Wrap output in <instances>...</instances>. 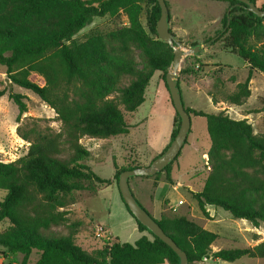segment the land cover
<instances>
[{"label": "trees", "instance_id": "trees-1", "mask_svg": "<svg viewBox=\"0 0 264 264\" xmlns=\"http://www.w3.org/2000/svg\"><path fill=\"white\" fill-rule=\"evenodd\" d=\"M252 1L264 10V0ZM225 2L229 4V26L226 13L222 30L204 42L214 45L222 41V48L242 58L249 72L243 82L236 75L224 80L234 85L224 100L218 97L216 84L217 91L206 92L215 105L223 101L242 106L252 95L253 75L264 74V17H257L237 1ZM122 15L127 19L124 26L108 32L97 28L82 42L76 40L95 18ZM160 16L157 0H0V65L13 85L36 94L61 122L60 130L42 128L40 123L50 119L24 117L28 112L26 96L9 94L18 108L17 135L29 148L16 161H0V190L6 192L0 201V224L9 222L0 230V248L21 254V264H29L33 252L40 255L33 264H179L177 254L137 222L122 198L138 230L151 238L145 235L133 244L104 240L102 250L90 253L77 244L81 222H70L78 193L95 192L112 183L118 186L123 171L142 166L131 162L119 168L114 163L113 179H103L89 166L91 152L81 140L129 134L132 126L127 114L144 104L153 76L160 73L166 85L174 52L158 37ZM134 49L140 51L142 69L136 67ZM33 73L44 78V86L30 79ZM5 94L0 90V100ZM186 112L206 119L211 140L205 186L192 194L201 213L210 219L208 207L214 206L258 229L264 225V132L256 134L247 119L235 120L226 113L208 114L191 108ZM175 113L178 122L170 143L181 124ZM174 162L154 178L165 174L172 183ZM155 220L187 254L189 264L211 258L226 262L244 257L264 259V241L213 253L218 234L186 216L162 214ZM60 226L68 228L67 234H45Z\"/></svg>", "mask_w": 264, "mask_h": 264}, {"label": "rangeland", "instance_id": "rangeland-1", "mask_svg": "<svg viewBox=\"0 0 264 264\" xmlns=\"http://www.w3.org/2000/svg\"><path fill=\"white\" fill-rule=\"evenodd\" d=\"M143 23L145 24V17H143ZM125 24H127V19L123 15L114 19L95 18L92 24L84 28L77 35L76 40L82 42L97 28H101L104 32H108L118 26H124ZM203 27L208 28L209 26L205 25ZM181 43L185 51L194 47L191 46L192 44L188 46L187 44L184 45L183 42ZM204 43L202 45H204ZM134 60L136 67L142 69L143 62L139 50L134 49ZM214 61L232 66L236 70L224 69L222 65L220 67L214 62L201 61L198 59V55L190 54L184 57L181 63L180 83L185 81V84H188L190 87L192 84V77L189 78L190 75H197V77L195 76L197 85L208 92L217 91L216 86L218 85V91L220 90L218 92V97L224 100L225 96L234 89V85L230 86L229 84H225L226 82L224 80L236 75L239 81H245L248 72L247 69H245L247 63L238 55L222 52H218ZM7 78L9 79L6 68L0 65V90L6 91L5 96L0 100V161L4 163L13 162L24 157L29 148V143L25 142L17 135V126L19 125L16 122L18 108L9 98L11 92L26 96L25 102L28 107V112L24 117L50 119V122H41V127L50 126L55 130H60L61 128V122L55 120L56 113L53 109L41 101V99L30 90L23 89L16 85H13V88L10 89L5 82ZM30 79L40 86L45 85L44 78L36 73H33ZM250 89L252 97L243 105L249 109L248 113H250V120H248V122H251L250 124H252L255 133L260 134L264 132V74L255 73L253 75L250 82ZM181 92L183 103H185L184 99L188 97L194 103L197 110L204 111L208 114L226 113L233 119H244V114L240 113L242 108L233 107L230 108L228 112H224L225 107H220L212 103L211 99L204 92H186L184 88H181ZM226 105L228 104L226 103ZM127 117L131 119L130 121L134 126L129 135L110 140L91 139L87 137L81 140L82 144L91 152L89 164L102 178L106 179L112 177L115 173L113 162L122 165V158L124 156H126L130 162L141 164L139 162L141 156L137 157L135 155L138 149L140 152H147L148 155H155V151L159 148L164 135L171 128L173 117L174 125L175 122H178L170 93L160 73H156L151 80L146 93V102H144L133 115L127 114ZM191 124L192 132L190 140L194 141V149L185 154L183 159L179 161V167H177L174 172V177L180 183H184V185L174 189L169 182L163 179L157 182L156 185L152 183L144 184V193L152 196L154 204L158 209H161L163 205L165 206L168 201L172 207H175L180 200H183L185 205L177 207L176 214H172V212H170V214L172 216L185 214L190 220L194 221L205 230L218 234L219 238L213 245L214 251L223 249H243L249 246H255L256 241H264L263 224L258 229L254 228L248 221L236 220L229 212L221 208H218L217 213H213V217H210V219L205 218L201 213L197 203L188 191L187 186L192 188L191 172L195 166H203L206 160V153L211 147V141L205 118L192 116ZM130 151H134V154H129ZM143 165H147V163L144 162ZM202 169L201 167L199 170L201 171ZM142 178L143 177H133L132 180L138 181ZM81 194L82 193L77 194V202L71 206V210L74 213L70 216L71 223L76 221L81 222V225L77 229L76 237L79 246L90 253L102 250L105 247V239L97 236V230L100 225L103 226L105 224L108 225L111 229V233L118 237L121 242L135 243L139 237L138 232L137 230L133 231L130 225L123 223L124 218L122 213L123 215L126 214L127 209L121 200L117 184L113 185V187H105L99 197L82 203V206L80 199ZM5 196L6 192L0 190V201H2ZM104 201L111 203L112 215L110 217V222H107L109 220L107 219V211L103 210L101 207ZM87 209L89 210L88 216L85 214L86 212H84V210ZM154 217L158 219L159 215ZM8 226L9 222L5 221L0 224V230ZM67 229L66 227L60 226L52 228L45 232V234L62 236L67 234ZM146 234L148 233L146 232ZM148 236L150 235L148 234ZM111 241H115L112 236ZM39 257L40 255L37 252H33L29 258V264L35 263ZM22 260L23 256L21 254L13 255L4 248H0V264H21ZM208 262L212 264H264V259L244 257L236 262H226L211 258L200 264H208Z\"/></svg>", "mask_w": 264, "mask_h": 264}, {"label": "crops", "instance_id": "crops-1", "mask_svg": "<svg viewBox=\"0 0 264 264\" xmlns=\"http://www.w3.org/2000/svg\"><path fill=\"white\" fill-rule=\"evenodd\" d=\"M165 2L167 4L168 10H169L170 31L172 32V34L175 36V38L178 41L183 42L184 45L187 44L188 46H190L193 43H198V44L202 45L205 40H207L208 38L214 37L219 31L222 30V19H223L224 15L229 11V4L225 1H218V0H165ZM101 19H105V18H101ZM205 25L209 26V27L208 28L203 27ZM222 45H223V42L220 41V42L215 43L214 45H210L208 48L203 49L200 52V54H198V59H200L201 61H207V62H212V63L214 62L218 65L227 66L228 69H230V70H236L232 66L220 64V63L214 61L218 52L230 53V52L224 50L222 48ZM230 54H232V53H230ZM245 69H247V71L249 72L248 64H247V66H245ZM248 72H247V76H248ZM195 76L197 77V75H190V77H189V78L192 77V84L190 85V87L188 86V84L187 85L185 84V81H182L180 83V87L184 88L186 92H192V91L193 92H204L211 99V97L207 94V92L202 87L197 85V80L195 79L196 78ZM198 81H200V80H198ZM184 101H185L184 104H185L186 108H191V109L197 110L194 103L188 97L186 99H184ZM211 101H212V99H211ZM216 105L217 106L219 105L220 107H225L224 112H228L229 109L233 108V107L242 108L240 113L244 114L243 118L250 120L249 119L250 113H248L249 109L246 108L245 105H242V106H234V105H230V104L226 105V103L223 101L217 103ZM197 111H200V110H197ZM131 126H132L131 129H132L134 127L132 125V123H131ZM131 129H130V131H131ZM173 130H174V117L172 120L171 128L164 135L163 140H162L159 148L155 151V155H148L147 152L146 153L140 152L139 149H138V151L135 152L136 153L135 155L137 157L141 156V159L139 160V162L142 164V166L150 165L151 162L155 158H157L158 156H160L164 152V150L167 148V146L170 143L171 134H172ZM191 130H192V124H191ZM191 130H190V133H189V136L187 139V144L184 145V147L182 148L181 154L178 157V160L176 162H174V164H173V168H172V172H171V177H172L173 182L172 183L169 182V184L171 186H173L174 189H177L178 187H182L184 185V183H180L174 177V172H175V169L177 167H179V161L181 159H183L185 154H187L189 151L194 149V141L190 140V135L192 132ZM129 134H130V132H129ZM129 134H127V135H129ZM122 136H125V135H122ZM118 137H121V136H118ZM118 137H115V138H118ZM209 138H210V136H209ZM112 139H114V138H112ZM101 140H103V139H101ZM108 140H110V139H108ZM131 153L134 154V151H132V152L130 151L129 154H131ZM207 153H206V155H207ZM126 159H127L126 156H124L122 158V165H119L117 162H113V163H116L119 168L125 167L129 163H131L130 161H128V159L127 160ZM144 162L147 163V165H143ZM88 164H89V160H88ZM89 166L95 171V169L90 164H89ZM201 167L203 169L200 171L199 169ZM114 169H115V167H114ZM191 174H192V176H191L192 188L188 187V186H187V188H188V191L190 192V194L192 195L193 193L201 192L205 186V181L207 179L206 160L204 161L203 166H195L194 169L192 170ZM114 175H115V173H114ZM114 175L112 177L106 178V179L107 180L113 179ZM103 179H105V178H103ZM163 179H165L167 181L165 174H163L159 179H155L154 177H151V178L150 177H143L141 180H138V181H133L132 178L129 181L131 191L134 194L135 198H137L138 202L144 207V209H146L149 212V214L153 218H155L154 216L159 215L157 220H159L161 218L162 214H170V212H172L170 210L171 205L168 201L167 204H165L166 202L164 203L165 206L163 205V206H161V209H158L157 206L154 204L152 196L150 194L144 193L143 189H144V184L146 185V183H152L153 185H156L157 182H159ZM115 184L116 183H112L110 185V187H113V185H115ZM103 191H104V188L98 189L95 192H90V191L80 192V193H82L80 196L81 206H82V203L88 202L92 199H95L96 197H99V195ZM180 201H182L183 204L179 205ZM180 201L178 202L176 207L185 205V202L183 200H180ZM101 207L103 210L107 211V219H109L107 222H110V217L112 215L111 214V203H107V201H104L101 204ZM208 209L210 212V217H213V213H217V211H218L217 210L218 208H216L214 206H209ZM84 212H86L85 214L88 216L89 210L88 209L84 210ZM127 213H128V211H127ZM127 213L124 215L122 213V216L124 218L123 223L130 225V227L133 229V231L137 230L138 236H139L138 239L141 238L142 236L148 235V234H146V232H140L138 230V225H137L136 221L130 216L129 213L128 214ZM176 213L172 212V214H176ZM179 216H186V215L180 214ZM105 225H103V226L100 225V226H102L112 236V238L115 241L117 240V241L121 242L118 237L114 236L111 233V231H110L111 229L108 227V225H106V226ZM259 242H261V240L256 241V245ZM121 243H123V242H121ZM213 245H212V250L214 253L217 251H214ZM208 264H212V263L208 262Z\"/></svg>", "mask_w": 264, "mask_h": 264}, {"label": "water", "instance_id": "water-1", "mask_svg": "<svg viewBox=\"0 0 264 264\" xmlns=\"http://www.w3.org/2000/svg\"><path fill=\"white\" fill-rule=\"evenodd\" d=\"M218 1H237L239 5L243 6L249 12L255 14L257 17H264V10L260 9L252 0ZM157 2L161 9V16L157 22L158 37L161 41L167 43L174 52L172 67L166 74V85L171 96L173 107L181 119V124L177 135L165 150V152L155 158L150 165L128 169L120 174L118 180V189L125 205L129 209L133 217L137 220V222L147 228V230L150 231L154 236L158 237L161 241L166 243L179 257V264H189L187 254L182 251L172 240V238H170L163 231L158 222L149 214L146 209L141 206V204L135 198L134 194L131 191L129 181L133 177H154L156 174L164 171L166 167L172 164L182 151V148L184 147L191 130V115L186 112V108L183 103L181 87L179 85L181 63L184 57L190 54H200V52L203 49L208 48L212 42L204 43V45L197 44L192 49L185 51L182 47V43L178 41L170 31L169 10L165 0H157ZM229 13L230 10L227 12V26H229L230 22ZM5 82L10 89L13 88V83L10 79L7 78Z\"/></svg>", "mask_w": 264, "mask_h": 264}, {"label": "built area", "instance_id": "built-area-1", "mask_svg": "<svg viewBox=\"0 0 264 264\" xmlns=\"http://www.w3.org/2000/svg\"><path fill=\"white\" fill-rule=\"evenodd\" d=\"M183 204L182 201L179 202V205ZM170 210L173 212V213H176L177 212V207H172L170 206ZM97 236L98 237H101L107 241H111V235L102 227L100 226L97 230Z\"/></svg>", "mask_w": 264, "mask_h": 264}]
</instances>
